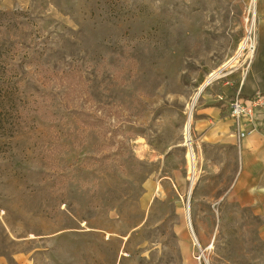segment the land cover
I'll return each instance as SVG.
<instances>
[{
    "label": "rangeland",
    "instance_id": "1",
    "mask_svg": "<svg viewBox=\"0 0 264 264\" xmlns=\"http://www.w3.org/2000/svg\"><path fill=\"white\" fill-rule=\"evenodd\" d=\"M257 7L0 0V264H264L261 219L192 131L253 55ZM233 57L193 107L192 184L188 106Z\"/></svg>",
    "mask_w": 264,
    "mask_h": 264
},
{
    "label": "crops",
    "instance_id": "2",
    "mask_svg": "<svg viewBox=\"0 0 264 264\" xmlns=\"http://www.w3.org/2000/svg\"><path fill=\"white\" fill-rule=\"evenodd\" d=\"M256 14L255 49L247 66L236 71L231 86L223 88L220 108L210 107L206 100L197 106L192 131L196 144L220 150V172L231 174L225 190L234 204L250 209L261 219L259 231L264 239V105L255 109L248 135L239 145L228 116V103L237 94L244 100L256 93L264 95V0H258Z\"/></svg>",
    "mask_w": 264,
    "mask_h": 264
},
{
    "label": "built area",
    "instance_id": "3",
    "mask_svg": "<svg viewBox=\"0 0 264 264\" xmlns=\"http://www.w3.org/2000/svg\"><path fill=\"white\" fill-rule=\"evenodd\" d=\"M263 105L264 95L262 93H256L249 100H244L237 94L228 103V116L232 121L233 133L238 145L248 135V127L254 121L255 109Z\"/></svg>",
    "mask_w": 264,
    "mask_h": 264
},
{
    "label": "bare ground",
    "instance_id": "4",
    "mask_svg": "<svg viewBox=\"0 0 264 264\" xmlns=\"http://www.w3.org/2000/svg\"><path fill=\"white\" fill-rule=\"evenodd\" d=\"M256 0H251V7H252V22L254 20V16H255V11H254V6H255ZM249 37H246L243 42L240 44L239 46V51L241 50H245V48L248 46L249 51H250V56L252 54V50H253V45H249ZM236 57L231 58L229 61H227L226 63H224L218 70L212 72L211 74H209L205 80V82L203 84H201L199 86V88L196 90L195 94L193 95L192 99H191V103L188 106V113H187V122L184 126V134H183V139H184V143L185 146L188 147V151L186 154V159H187V166H188V173L190 174V179L192 184L194 183V179H195V160L193 157V153L192 150L190 148V135H189V131H190V123H191V118H192V112H193V107L195 106L196 102L198 101L202 91L204 90L205 87H207L212 80L218 79L219 75L221 74L222 69L226 68V67H232V65L234 63H236L235 61ZM191 184V185H192ZM192 187V186H191Z\"/></svg>",
    "mask_w": 264,
    "mask_h": 264
},
{
    "label": "trees",
    "instance_id": "5",
    "mask_svg": "<svg viewBox=\"0 0 264 264\" xmlns=\"http://www.w3.org/2000/svg\"><path fill=\"white\" fill-rule=\"evenodd\" d=\"M7 42L8 41L5 40V36L0 32V64H3L5 62L4 61L5 53L8 52L9 50H12V48H10L12 45L10 44V46L7 47ZM4 95H6L5 92ZM221 105H222V101H218L216 103L211 104L210 107L220 108Z\"/></svg>",
    "mask_w": 264,
    "mask_h": 264
}]
</instances>
